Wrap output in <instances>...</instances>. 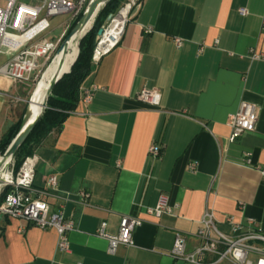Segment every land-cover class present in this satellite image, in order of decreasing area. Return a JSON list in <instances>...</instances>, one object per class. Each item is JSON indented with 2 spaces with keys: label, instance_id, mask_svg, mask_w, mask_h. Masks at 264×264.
<instances>
[{
  "label": "crops",
  "instance_id": "1",
  "mask_svg": "<svg viewBox=\"0 0 264 264\" xmlns=\"http://www.w3.org/2000/svg\"><path fill=\"white\" fill-rule=\"evenodd\" d=\"M250 49L264 52V0H138L120 43L91 63L77 108L32 153L34 188L73 221L69 251L57 248L53 228L0 214V264H189L170 255L174 233L186 236L188 249L197 246L206 207L224 232L226 215L264 227V181L255 168L264 167V61L251 59ZM9 56L1 53L0 65ZM33 72L16 82L0 76V140L24 113ZM142 88L158 91L159 103L139 101ZM241 101L257 105L259 117L230 141L227 118ZM152 144L157 156L148 153ZM245 152L252 165L242 162ZM160 198L174 213L146 212ZM122 215L141 224L132 245L110 254L96 230L105 223L116 234Z\"/></svg>",
  "mask_w": 264,
  "mask_h": 264
},
{
  "label": "built area",
  "instance_id": "2",
  "mask_svg": "<svg viewBox=\"0 0 264 264\" xmlns=\"http://www.w3.org/2000/svg\"><path fill=\"white\" fill-rule=\"evenodd\" d=\"M85 0H0V54L8 53L9 58L0 65V76L16 82L27 77L38 68L40 57H49L54 45L51 41L39 37L48 29V21L59 14L81 11ZM138 5V0H124L117 10L110 13L101 26V33L96 36L91 55V63H97L104 55L115 48L121 41L131 10ZM80 9V10H79ZM152 29L146 27L144 32ZM177 46L181 44L179 37H174ZM217 42V41H216ZM203 44L198 52L202 51ZM251 59L263 60L264 52L249 50ZM95 86L83 88L81 102L88 103ZM136 98L148 104H158L160 95L155 89L142 88ZM260 108L251 102L241 101L237 110L227 118L229 140L234 141L247 131L255 128ZM148 153L159 154V147L150 145ZM1 157V154H0ZM36 155L26 156L16 172L13 171L14 160H9L5 166L4 176L8 190L0 201V214L16 219H24L39 228H53L57 233V248L69 251L68 234L73 230V221L61 211H51L50 205L44 199V191L33 186V173ZM242 162L252 165L251 153L245 152ZM264 181V167L255 166ZM189 169L196 171V164L190 163ZM50 187L58 183L56 175L46 179ZM81 199L89 197L88 192L79 191ZM176 206H169L160 198L153 207H147L146 212L159 217L163 213H174ZM218 219L213 211L206 207L200 220V227L195 235L200 243L192 249L187 247L186 236L178 231L174 239L170 255L179 261L189 264H264V227L258 219L247 216L237 220L233 215H226L223 222L229 227L228 232L220 230ZM141 224L134 216L122 215L119 220L118 232L110 235L101 223L96 234L108 241L107 252L114 254L120 244L132 245L131 233Z\"/></svg>",
  "mask_w": 264,
  "mask_h": 264
},
{
  "label": "trees",
  "instance_id": "3",
  "mask_svg": "<svg viewBox=\"0 0 264 264\" xmlns=\"http://www.w3.org/2000/svg\"><path fill=\"white\" fill-rule=\"evenodd\" d=\"M124 0H110L102 5L93 18L92 26L82 36L78 45V51L70 70L63 74L56 82L53 90L48 98L47 107L41 116L35 122L32 130L19 146L14 154L13 171L16 172L22 161L26 156L34 152L35 147L51 132H58L68 114L74 111L79 102V88L84 79L90 74L91 55L95 45L97 31L101 28L110 13H113L121 5ZM84 9L78 12L77 16L72 20L70 26L67 28L61 41L68 34L70 29L81 16ZM25 110V109H24ZM21 119L18 123L12 126L7 132L6 136L0 140V154H3L7 146L17 133L20 127ZM8 187H5L0 194V201L5 195Z\"/></svg>",
  "mask_w": 264,
  "mask_h": 264
},
{
  "label": "water",
  "instance_id": "4",
  "mask_svg": "<svg viewBox=\"0 0 264 264\" xmlns=\"http://www.w3.org/2000/svg\"><path fill=\"white\" fill-rule=\"evenodd\" d=\"M109 1L110 0H89L86 7L84 8L81 16L76 21V23L73 25V27L70 29V31L65 36V38L61 41L56 52H58L60 50H64L65 46H66V42L69 40V38L73 34H76L77 32L84 30L86 25L89 22H91L89 27L87 29H85L83 31V33L78 37V39H77V48H78L80 39L88 31V29L91 28L94 16L96 15V13L100 9V7ZM109 15L107 16V18L109 17ZM101 31H102V29L99 28L97 31V35H99L101 33ZM63 62H64V59L61 58L58 62L57 69L54 72V74L52 75V77L49 81V84L46 88L45 95L41 101V105H40L41 108L35 116L32 115L33 114L32 106H33L34 102H36L34 100V95L36 93V87L31 92L29 98L26 100V106H25L24 113L21 117L20 127H19L17 133L15 134V136L13 137V139L11 140V142L9 143V145L7 146L4 153L1 154L0 167L2 165V162L6 158H9V160L13 159L14 154L16 153L17 149L25 141V139L29 135L30 131L32 130L35 122L41 116V114L43 113L45 108L47 107L48 98H49V96L53 90L54 85L62 77L63 74L67 73L70 70V67H69V69L67 71H62ZM6 166H7V164H6ZM5 187H6L5 179L0 174V194L4 190Z\"/></svg>",
  "mask_w": 264,
  "mask_h": 264
},
{
  "label": "bare ground",
  "instance_id": "5",
  "mask_svg": "<svg viewBox=\"0 0 264 264\" xmlns=\"http://www.w3.org/2000/svg\"><path fill=\"white\" fill-rule=\"evenodd\" d=\"M90 23V22H89ZM89 23L86 25V27L84 28L87 29L89 26ZM77 32L76 34H73L69 40L66 42V46L64 50H60L58 52L55 53L51 64H49V66L46 67V69L43 71V73L41 74L40 78L38 79L35 87H36V93L34 95V100L36 102H34L33 106H32V112H33V116H35L40 108H41V101L45 95V91L46 88L49 84V81L52 77V75L54 74V72L57 69V65L58 62L61 58L64 59L63 62V66H62V71H67L69 69V67H71V65L73 64L76 54H77V39L78 37L83 33V31ZM34 87V88H35ZM34 90V89H33ZM32 119V118H31ZM1 159V157H0ZM1 161V160H0ZM9 158H6L3 162L2 165L0 167V174L4 177L6 175V171H5V166L8 163Z\"/></svg>",
  "mask_w": 264,
  "mask_h": 264
},
{
  "label": "rangeland",
  "instance_id": "6",
  "mask_svg": "<svg viewBox=\"0 0 264 264\" xmlns=\"http://www.w3.org/2000/svg\"><path fill=\"white\" fill-rule=\"evenodd\" d=\"M22 1L28 2L29 0H22ZM73 1H76V0H73ZM88 1L89 0H85L80 9H84L86 7ZM77 14H78L77 11L73 10L70 13L55 15L49 19L48 29L45 30L41 34V36H47V38L50 39V41L53 43L54 47H53L52 51L50 52V54L48 55L49 57L47 59H45V62L43 63V65L34 70L35 72H33V75L31 78V84L29 86L28 98H29L31 92L33 91V89H34L38 79L40 78L41 74L43 73V71L46 69L47 66H49V64H51V61H52V59L56 53V50H57L59 44L61 43L62 36L65 34L67 28L70 26L72 20L77 16ZM90 23H89V25H90ZM77 51H78V48H77Z\"/></svg>",
  "mask_w": 264,
  "mask_h": 264
}]
</instances>
